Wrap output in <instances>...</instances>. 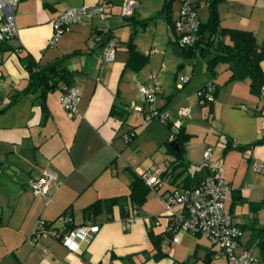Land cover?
Wrapping results in <instances>:
<instances>
[{
    "label": "crops",
    "instance_id": "0c3cea01",
    "mask_svg": "<svg viewBox=\"0 0 264 264\" xmlns=\"http://www.w3.org/2000/svg\"><path fill=\"white\" fill-rule=\"evenodd\" d=\"M99 1L20 0L14 10L18 33L0 43V264H224V256L214 258V246L202 235L167 236V219L161 216L163 192L207 174L201 166L207 148L231 188L226 206L243 230L239 248L251 247L264 259L252 237L253 227H264V170L251 168L254 161L264 163V142L250 145L264 137V87L257 95L250 91L249 78L229 81L226 63H218L212 72L205 59L197 66L192 57L178 58L165 8L170 0H136L130 17L121 15L123 0H107V17L95 14L70 24L54 45L49 44L56 14ZM189 1L202 22L213 7L220 28L251 32L264 50V0ZM179 7V0L171 1L174 20ZM105 34L119 39L112 61L100 57ZM224 39L228 41V35ZM22 57L37 68L53 64L55 70L68 72L70 85L81 91L76 115L60 100L65 79L54 76L56 87L28 89L30 73ZM260 67L264 71V60ZM183 76L187 81L180 83ZM154 82L161 90L151 104L138 89ZM212 82L217 93L210 111L198 101V92ZM153 107L170 111V122L144 125ZM183 107H190L189 116L179 115ZM114 109L125 111V123ZM179 125L189 136L182 144L183 164L177 166L167 142ZM130 128L136 135L127 142L122 134ZM45 170L56 174L48 203L29 188V180ZM142 172L158 181L138 205L129 196L134 176ZM115 197L122 198L121 205H109ZM135 208L138 215L123 231V220ZM62 214L72 225L94 222L99 230L75 251L50 233L30 242L40 219L60 225ZM150 229L163 234L160 250Z\"/></svg>",
    "mask_w": 264,
    "mask_h": 264
},
{
    "label": "built area",
    "instance_id": "2783aa9c",
    "mask_svg": "<svg viewBox=\"0 0 264 264\" xmlns=\"http://www.w3.org/2000/svg\"><path fill=\"white\" fill-rule=\"evenodd\" d=\"M20 0H0V43L7 42L14 38L18 33V27L14 18V10ZM179 14L174 20V31L176 44L180 48L190 47L199 39V28L201 19L197 7L189 0H179ZM136 0H123L121 4V15L132 16L136 7ZM109 2L100 0L94 5L73 6L56 14L52 20V35L49 40L50 45H54L60 38L66 26L82 22L95 14L107 17ZM100 40V37L96 38ZM119 46V39L109 34L100 49V57L104 61H112ZM2 73L0 71V86ZM187 81L186 77H180L179 82ZM161 86L154 82L152 85H140L139 93L143 99L153 104L156 100ZM214 86L207 84L203 90L198 92L199 102H214ZM81 91L73 86L64 84L62 86L61 103L65 110L76 115L78 101ZM137 111H142L141 107H135ZM264 114V110H262ZM182 117L190 115V107H183L179 110ZM170 111H163L156 107L151 108L145 114L144 123L148 124L153 120L167 123L171 120ZM135 132L133 130L125 132L122 137L129 142ZM172 137V136H171ZM201 166L207 174L200 182L191 188L177 187L173 190L165 191L161 194L163 202L162 217L167 219V230L173 233L187 232L204 236L215 251L214 258L224 256V264H264V259H260L251 247L239 248L240 238L243 230L238 226L233 215L227 209L226 200L230 192V186L223 180L220 171L216 168L215 162L211 159V148H207L203 153ZM251 168L255 172L264 170V163L254 161ZM142 177L148 184L157 182V178L149 172H142ZM56 174L53 171L45 170L40 176L29 180V188L34 195L42 196L45 203L50 201V188L53 186ZM138 209L135 208L122 223V230L130 229ZM62 224L55 225L44 219H40L30 234V242L37 243L42 236L52 234L72 251L78 250L81 241H88L99 230V224L86 222L79 225L70 224V218L66 215L59 217ZM155 224H159V217L156 216ZM47 252L42 249V254Z\"/></svg>",
    "mask_w": 264,
    "mask_h": 264
},
{
    "label": "trees",
    "instance_id": "16d2710c",
    "mask_svg": "<svg viewBox=\"0 0 264 264\" xmlns=\"http://www.w3.org/2000/svg\"><path fill=\"white\" fill-rule=\"evenodd\" d=\"M172 0L166 3V14L167 19L169 21L170 27L172 32L175 34L174 31V19L171 18L169 13V6ZM214 3H210L212 7ZM209 33V36L206 37V33ZM228 35V41L224 39V37ZM103 36L102 39H105ZM174 43H176V39H174ZM184 55L188 57H194L196 55H200L205 59L206 66L212 72L215 71V66L218 63H226L228 65V69L230 70V75L228 80H236V79H250V91L254 94L259 95L261 92L262 87H264V71H262L260 67V61L264 60V50L260 49L257 45L255 38L251 32L244 31V30H227L220 28L216 11L212 7L211 13L207 21L202 22L199 28V39L198 41L190 46L182 48ZM211 53V57L206 59V55ZM22 63L24 64L25 68L28 69L30 73V87L28 88H35L37 86H43V89L46 90L48 87H56L57 86V79H54V76L58 77V79L62 78L65 79L64 83L70 85L68 80V72L64 69L55 70V65H50L47 68H37L34 61L30 58L22 57ZM51 80V82H49ZM214 86L213 95L216 96L217 93V85L212 82L210 83ZM207 86V85H205ZM202 87L200 90H203ZM199 90V91H200ZM200 98V96H199ZM201 104H207L211 111V106L213 102H204ZM114 115L122 118L121 121L125 123L126 114L125 111L122 110H112ZM170 122V121H169ZM169 122L165 123L168 124ZM150 123V122H149ZM171 127V126H170ZM133 130L136 135L135 128H130L127 131ZM126 131V132H127ZM125 133V132H124ZM123 133V134H124ZM122 134V135H123ZM134 135V136H135ZM133 136V138H134ZM189 133L185 131L183 126L179 125L178 129L175 133L172 134V139L167 142L168 151L175 155L177 162V166L182 165L183 161H181V149L182 144L187 140ZM132 138V139H133ZM131 139V140H132ZM130 140V141H131ZM176 140V143L173 144V141ZM264 142V137H261L255 140L250 145L257 143ZM175 145H178V150H175ZM250 145H246L243 147H238L239 149H244L249 147ZM205 177V176H204ZM203 177V178H204ZM202 179V178H201ZM201 179H196L193 182H186L181 187L182 188H191L197 185ZM158 181V180H157ZM157 183V182H155ZM153 184H148L145 179L142 177L141 173L136 174L134 179L131 183V190H130V200L134 204L141 205L151 190V186ZM180 187V186H178ZM109 201V205H113L115 203L122 204L121 197L112 198ZM93 206V205H92ZM95 206V205H94ZM91 208V207H90ZM65 215V214H62ZM61 215V216H62ZM158 217V216H157ZM71 224V223H70ZM173 232L167 231V236H171ZM149 235L154 243V246L160 250L161 240L163 238V234H156L151 229L149 230ZM256 246L260 250V254L264 257V227H253V236Z\"/></svg>",
    "mask_w": 264,
    "mask_h": 264
},
{
    "label": "rangeland",
    "instance_id": "374dc122",
    "mask_svg": "<svg viewBox=\"0 0 264 264\" xmlns=\"http://www.w3.org/2000/svg\"><path fill=\"white\" fill-rule=\"evenodd\" d=\"M176 54V56L178 57V58H180L181 60H185V59H188L189 57L188 56H186V55H184V54H178V53H175ZM193 59H196V60H198V64H197V66H199L200 65V62L201 63H203V57H201L200 55H196V56H194V57H192V60ZM221 65V64H220ZM148 103V102H147ZM156 121H159V120H156ZM143 124L145 125V123H144V119H143ZM164 218V217H163Z\"/></svg>",
    "mask_w": 264,
    "mask_h": 264
},
{
    "label": "water",
    "instance_id": "95a60500",
    "mask_svg": "<svg viewBox=\"0 0 264 264\" xmlns=\"http://www.w3.org/2000/svg\"><path fill=\"white\" fill-rule=\"evenodd\" d=\"M104 43V40L100 43V45H103ZM175 50L178 52V53H183V50L182 48H180L178 45H175ZM176 143V140L173 141V144Z\"/></svg>",
    "mask_w": 264,
    "mask_h": 264
}]
</instances>
